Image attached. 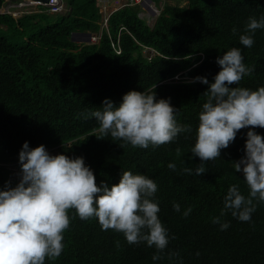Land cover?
I'll list each match as a JSON object with an SVG mask.
<instances>
[{
	"label": "trees",
	"instance_id": "obj_1",
	"mask_svg": "<svg viewBox=\"0 0 264 264\" xmlns=\"http://www.w3.org/2000/svg\"><path fill=\"white\" fill-rule=\"evenodd\" d=\"M65 1L70 6L65 14L0 13V188L5 181L12 186L19 181L9 164L18 160L23 142L31 147L43 143L54 154L82 155L97 183H117L121 172L129 169L153 178L159 216L173 238L162 258L153 261L154 247L129 244L123 233L104 230L95 217L82 220L70 209L73 218L63 251L45 264H264V202L257 204L250 221L228 212L223 217L230 221L227 229L212 222L229 185L236 183L248 193L243 173L232 166L244 155L247 128L221 149L220 157L205 162L207 170L200 176L183 170L201 163L190 149L208 85L193 77L206 76L213 82L220 70L216 58L237 46L245 63L255 66L239 86L264 85V29L255 31L251 48L239 41L248 18L264 14V0L164 3L152 25L139 17L138 5L126 4L110 14L102 30L96 0ZM86 31H100L99 40L71 39L73 32ZM112 41L118 42L120 52ZM146 48L153 53L147 55ZM132 89L170 97L178 122L190 124L191 132L155 147H133L101 133L94 117L79 115L102 106L106 97L119 104ZM255 130L264 133V128ZM169 162L176 168L170 169ZM174 202L180 204V212L174 210ZM188 207L190 214L182 215Z\"/></svg>",
	"mask_w": 264,
	"mask_h": 264
},
{
	"label": "clouds",
	"instance_id": "obj_2",
	"mask_svg": "<svg viewBox=\"0 0 264 264\" xmlns=\"http://www.w3.org/2000/svg\"><path fill=\"white\" fill-rule=\"evenodd\" d=\"M257 29H264V14L248 18L240 43L251 48ZM216 62L220 70L213 82L206 76L193 77L208 85L190 149L201 163L183 170L200 176L207 170L205 162L220 157L221 149L234 142L240 129L247 128L244 155L232 161V166L243 173L248 193L236 183L229 185L220 214L212 217L223 230L230 224L223 219L228 212L250 221L257 204L264 202V133L255 130L264 128V85L256 89L239 86L243 77L255 70L245 63L240 47H229ZM170 99L157 98L155 90L132 89L122 95L119 104L106 97L102 106L79 115L94 117L105 136L133 147H155L192 130L190 124L178 122ZM176 152L181 154V149L177 147ZM18 161L19 181L15 186L5 181L0 188V264H45L46 259L59 257L73 218L70 209L82 220L95 217L104 230L123 233L129 244L145 242L154 247L153 261L162 258L173 237L159 216L158 184L153 178L129 169L121 172L117 183H97L94 170L82 155L52 154L45 144L31 147L28 141L23 142ZM168 167L175 169V162H169ZM173 208L181 211L178 202ZM190 212L188 207L182 215Z\"/></svg>",
	"mask_w": 264,
	"mask_h": 264
},
{
	"label": "built area",
	"instance_id": "obj_3",
	"mask_svg": "<svg viewBox=\"0 0 264 264\" xmlns=\"http://www.w3.org/2000/svg\"><path fill=\"white\" fill-rule=\"evenodd\" d=\"M96 4L100 14V30H102V28L107 29L110 14L123 5H138V15L147 23L151 20L155 21L162 8V6L158 3V0H126L120 5H116L113 2L111 3V0H96ZM37 10H43L49 13L65 14L70 10V6L65 0H48L46 2H40L36 0H3L2 4L0 5V13H8L14 17H19L27 12ZM100 34V31L90 32V42H97L100 38ZM112 46L116 52H120L118 42L114 43L112 41ZM175 78H177V76H175ZM9 166L11 169L20 168L18 160L12 162L9 164Z\"/></svg>",
	"mask_w": 264,
	"mask_h": 264
},
{
	"label": "rangeland",
	"instance_id": "obj_4",
	"mask_svg": "<svg viewBox=\"0 0 264 264\" xmlns=\"http://www.w3.org/2000/svg\"><path fill=\"white\" fill-rule=\"evenodd\" d=\"M126 0H111V3L113 2L114 4L116 5H120L122 3H124ZM121 2V3H120ZM158 3L163 6L164 3H170V4H184V0H158ZM150 25H152L154 23V20H151L148 22ZM75 38H79L80 36L78 35H74ZM148 48H146L147 50ZM153 53V50H151L149 52V54ZM50 153L54 154L55 153V150L54 149H51V150H48ZM13 170V175L17 178V179H20V176H19V172H20V168H16V169H12Z\"/></svg>",
	"mask_w": 264,
	"mask_h": 264
},
{
	"label": "water",
	"instance_id": "obj_5",
	"mask_svg": "<svg viewBox=\"0 0 264 264\" xmlns=\"http://www.w3.org/2000/svg\"><path fill=\"white\" fill-rule=\"evenodd\" d=\"M36 1L46 2L48 0H36ZM74 35H78L80 37L79 38H75ZM71 39L79 41V42L89 43L90 42V32L89 31H86V32H73L72 35H71ZM151 50H152L151 48H148L145 51L146 54L148 55Z\"/></svg>",
	"mask_w": 264,
	"mask_h": 264
}]
</instances>
